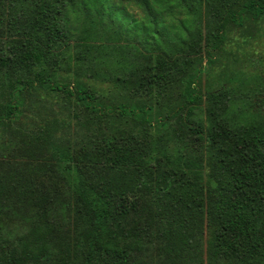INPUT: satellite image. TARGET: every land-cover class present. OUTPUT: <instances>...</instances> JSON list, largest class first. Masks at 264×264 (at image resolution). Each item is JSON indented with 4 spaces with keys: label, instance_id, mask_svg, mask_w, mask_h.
Returning a JSON list of instances; mask_svg holds the SVG:
<instances>
[{
    "label": "trees",
    "instance_id": "1",
    "mask_svg": "<svg viewBox=\"0 0 264 264\" xmlns=\"http://www.w3.org/2000/svg\"><path fill=\"white\" fill-rule=\"evenodd\" d=\"M235 29L264 0H0V264H264V70L200 87Z\"/></svg>",
    "mask_w": 264,
    "mask_h": 264
},
{
    "label": "rangeland",
    "instance_id": "2",
    "mask_svg": "<svg viewBox=\"0 0 264 264\" xmlns=\"http://www.w3.org/2000/svg\"><path fill=\"white\" fill-rule=\"evenodd\" d=\"M239 36L237 29L229 34L225 51L219 55V60L215 66L203 73L201 77L200 87L202 91L216 88L221 71L227 67L229 70L248 71L255 66L258 70H264V63H260L264 59V38L243 42ZM259 56H262L260 61L257 60Z\"/></svg>",
    "mask_w": 264,
    "mask_h": 264
}]
</instances>
